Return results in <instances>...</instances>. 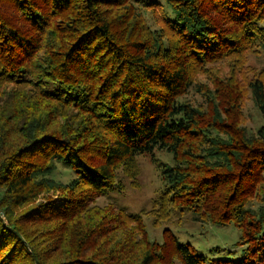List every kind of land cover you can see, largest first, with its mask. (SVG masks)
<instances>
[{
    "label": "trees",
    "instance_id": "1",
    "mask_svg": "<svg viewBox=\"0 0 264 264\" xmlns=\"http://www.w3.org/2000/svg\"><path fill=\"white\" fill-rule=\"evenodd\" d=\"M263 22L264 0H0V264H264ZM155 151L173 164L149 212L98 204ZM146 213L241 235L159 244Z\"/></svg>",
    "mask_w": 264,
    "mask_h": 264
},
{
    "label": "rangeland",
    "instance_id": "2",
    "mask_svg": "<svg viewBox=\"0 0 264 264\" xmlns=\"http://www.w3.org/2000/svg\"><path fill=\"white\" fill-rule=\"evenodd\" d=\"M264 28V22L261 24ZM248 68L253 72H259L264 69V52L253 53L247 58ZM220 69L224 75L228 72V67L220 65L212 67L213 70ZM207 76L201 77L202 81H206ZM250 96V94H249ZM190 98L200 100V96L191 93ZM245 125L253 132L263 124V120L259 111L255 107L251 97L245 100L243 106ZM173 164L172 155L155 151L153 156L143 155L138 157L139 176L135 182L129 180L123 175H119V180L123 184V191L119 192L117 189L113 190L106 198L98 200V204L106 206L111 203L123 208L126 212L131 214H141L142 212H149L153 207V202L157 199L160 193L164 190V182L161 178V173L157 165ZM57 179L64 183L72 179L71 174L59 165L55 173ZM146 229L150 239L162 244L168 232H172L182 242L193 244L197 248L208 252L211 248L220 247L224 250L233 249L238 242L241 232L233 225L218 226L214 224H204L196 219L192 213H187L180 217L176 214L168 222L161 224V226H154L152 218L148 213L143 217Z\"/></svg>",
    "mask_w": 264,
    "mask_h": 264
}]
</instances>
